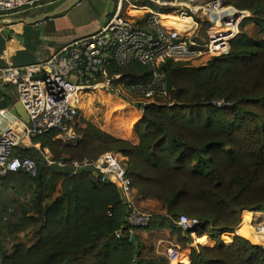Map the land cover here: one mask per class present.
Masks as SVG:
<instances>
[{
    "label": "trees",
    "instance_id": "trees-1",
    "mask_svg": "<svg viewBox=\"0 0 264 264\" xmlns=\"http://www.w3.org/2000/svg\"><path fill=\"white\" fill-rule=\"evenodd\" d=\"M64 1L54 0L51 8L33 16ZM229 6L250 14L230 51L213 57L207 68L165 62L169 97L163 101L174 104L141 105L142 117L134 118L141 120L136 143L85 121L76 145L56 140L51 132L33 138L41 150L17 148L18 155L37 163L39 174L32 178L19 172L0 180L5 195L15 193L20 210L12 222L0 214V264H168L162 257L135 260L131 237L142 252L145 245L136 232L168 229L186 247L193 237L178 226L182 216L200 221L196 242L205 235L216 242L213 248H192L190 264H264V249L245 237L236 235L230 245L222 240L237 231L245 212H264V40L244 31L250 21L264 34V0H231ZM166 19L183 29L176 15ZM111 72L120 75L116 84L126 88L148 82L152 74L138 62ZM217 101L227 105L215 106ZM116 112L125 117L130 108ZM109 120L108 127L114 128L112 116ZM112 151L128 159L127 176L139 200L161 206L148 228L128 225L117 185L103 182L90 168L77 174L70 169L73 161H95ZM21 234L30 238L24 241Z\"/></svg>",
    "mask_w": 264,
    "mask_h": 264
},
{
    "label": "built area",
    "instance_id": "built-area-1",
    "mask_svg": "<svg viewBox=\"0 0 264 264\" xmlns=\"http://www.w3.org/2000/svg\"><path fill=\"white\" fill-rule=\"evenodd\" d=\"M54 0H0V18H5L25 9L41 8L42 4ZM131 0H119L117 9L108 23L97 33L70 41L49 59L25 66H9L0 69L2 89L12 86L16 89L17 101L28 116L24 123L18 116L7 119V113L0 111V180L9 174L25 172L37 178L39 167L31 158H22L17 148L36 147L33 138L44 133H55L56 140L71 143L80 139L76 131L83 110L82 96L88 98V91L99 94L120 95L116 81L120 75H113L116 66H126L138 62L152 70L148 82L134 84L126 88L135 95H141L140 105L161 102L169 97L166 74L162 66L167 61L194 62L202 57H218L230 51V43L240 33L242 22L250 17L248 12H240L226 6V0H212L196 6L178 3V0H150L167 6L186 9L178 17L183 21V29H167L155 19L149 20L153 31L142 30L133 25L125 16V4ZM207 21L208 40L201 43L198 32L200 23L194 17ZM191 21H185V20ZM91 97V96H90ZM215 106H225L224 101L213 102ZM50 165H54L48 149L44 150ZM60 167L65 165L60 163ZM90 168L105 183H113L123 190L127 209V222L133 228H148L152 214L141 211L133 199L132 180L127 176L125 159L117 153H106L95 161H73L70 169L74 174ZM178 226L183 232L195 235L200 221L182 216ZM264 245V224L255 229ZM120 237V233L117 235ZM168 264H184L179 246L167 250Z\"/></svg>",
    "mask_w": 264,
    "mask_h": 264
},
{
    "label": "crops",
    "instance_id": "crops-1",
    "mask_svg": "<svg viewBox=\"0 0 264 264\" xmlns=\"http://www.w3.org/2000/svg\"><path fill=\"white\" fill-rule=\"evenodd\" d=\"M193 1L194 3L192 5L196 6L204 3L205 0ZM169 7L174 9L180 8L174 7L171 4H168L167 6H160L151 2L150 0H131L130 3L125 4V16L133 25L142 30H154L151 29L148 24L149 20L153 18H155L164 28L170 30H180L175 24L172 23L171 20L166 19L172 15L170 14L171 9ZM72 10L75 9L73 8ZM72 10L59 17L48 19L36 25H26L19 23L0 26V69H4L9 66L31 65L43 60H47L70 41L78 40L97 33L113 16L112 14L108 13V18L103 21L92 20V22H90L88 25L79 26L75 20L73 21L74 18L72 16L75 15L72 13ZM19 13L21 12H17V14H13L8 17L22 19L35 17L29 15L20 17ZM194 18L199 21L200 25L201 23H204V25L207 24L206 20H202L197 16ZM185 21L188 20L186 19ZM197 34V37L200 38H202L204 35L201 26ZM17 102V95L14 93L13 89L10 86L2 89V84L0 81V111H5L7 113V119H3V121L12 120V118L17 116L14 109V106ZM1 130L2 128H0V132ZM133 199L137 202V204H139L140 209L147 213L151 210L150 208H152V206L159 205L153 201L139 200V198L135 195V192L133 194ZM161 212L162 211L160 210L159 213ZM235 234H237V232H235ZM136 235L139 236L142 243L145 245L144 249L155 253L157 258L162 257L165 259L167 250L171 246H179L181 248V243L179 242L177 234L171 233V231L168 229L163 231H152L151 233L138 231L136 232ZM183 235L186 234L183 233ZM196 239L197 236L195 238L196 247H214V242L212 239L208 240L207 242H202L204 239L201 238L197 241L198 243H196ZM142 252L144 253L143 250ZM187 264H190V258Z\"/></svg>",
    "mask_w": 264,
    "mask_h": 264
},
{
    "label": "rangeland",
    "instance_id": "rangeland-1",
    "mask_svg": "<svg viewBox=\"0 0 264 264\" xmlns=\"http://www.w3.org/2000/svg\"><path fill=\"white\" fill-rule=\"evenodd\" d=\"M212 0H205L204 3L210 2ZM231 0H226V6L230 5ZM119 3V0H83L79 5H77L74 9L72 10V13L75 16H72L75 20V22L80 26V25H88L92 20H98V21H103L106 18H108V13L114 15L117 9V5ZM203 3V4H204ZM82 5V6H81ZM53 4L51 3H44L42 4L41 8H33V9H26L25 11H22L19 13L20 17L21 16H33L36 15L40 12L46 11L48 8H51ZM233 7V6H229ZM170 14H174L177 17H181L183 13L187 12L186 9L183 8H171L169 7ZM235 8V7H233ZM55 9V8H54ZM236 9V8H235ZM237 10V9H236ZM71 11V10H70ZM69 11V12H70ZM109 11V12H108ZM244 12V11H241ZM68 13V12H67ZM59 17V16H57ZM1 20V19H0ZM201 29L204 32V35L202 38H200V42L204 43L207 42L208 40V29L207 25H204V23H201ZM245 28L247 31L248 35L251 37H255L257 39H263L264 40V34H260L259 29L255 26L254 23L247 22L245 24ZM213 58V57H212ZM212 58L207 57H202L198 59L197 61L194 62H188L189 66L192 68H207L209 65V62L212 60ZM14 93H16V89L12 86H10ZM117 90L121 89V94H112L110 96L114 97L116 99V102H111L105 98V94H99L96 93L95 91L91 90L88 91L91 93V97L85 98L82 96V101H83V110L81 113V117L78 120V124L76 126V131L78 132L79 130H83L87 128V123H92L93 125L101 128L102 130H106L112 135H115L117 137H122L126 140L131 141L132 143L137 142V127L140 125V121L137 123L134 118H136V115L143 114V110L139 108L138 105L143 101V98L141 95H135L133 93L128 92L126 89L121 87L120 84L116 86ZM162 103H166L168 105H173L174 102L171 100H161ZM129 107L130 108V115H126L125 117H120V114L116 112L122 110L124 107ZM112 116V124L114 125L113 127H108L109 123V118ZM123 118V119H122ZM142 119V118H141ZM137 123V124H136ZM112 128L111 130H109ZM82 136H80L79 140H76L74 142H71L72 144H78L79 141H81ZM67 143V142H66ZM112 153H117L121 155L125 159V164L128 167V159L124 157V155L121 152L118 151H112ZM32 191V190H31ZM3 190H1L0 186V214L5 212V215L8 214V220L13 221L18 217L20 214L19 210V204L15 200V193L11 190L7 195H5ZM136 195V193H135ZM136 206L140 209L139 204H137L136 201H134ZM151 210L148 212L149 214L154 213H159L161 210L160 205H154ZM143 211L142 209H140ZM144 212V211H143ZM147 213V212H146ZM162 213V212H161ZM260 214H255L252 212H246L244 214V219L241 224V226L237 229V234L233 232H229L226 234V239H222L227 245H230L233 243L234 239L236 238V235L238 236H243L249 241H251L253 244H256V246L262 247L264 249V245L262 244L263 241L258 237L255 229H257L261 224H264V212H257ZM260 215V216H258ZM1 222V220H0ZM143 231L147 233H151L152 231L149 229H143ZM178 236V235H177ZM196 234L193 235V243L190 245H187L186 247H183V244H181V250L184 256V259H182V262L184 264H187L189 262V258L191 256L192 248H197L195 246V238ZM21 237L23 238L24 241H27L30 237L26 238L25 234H21ZM179 238V237H178ZM203 239H206V241L211 239L210 235H205L202 237ZM202 239V240H203ZM214 247L216 245V242L213 240ZM198 243V242H196ZM198 245V244H196ZM205 248H209L208 246H204ZM144 253L141 252L138 258L140 257V260L142 263L148 261L149 259L156 258V254L153 253L152 251L145 250L143 249ZM166 259V258H165ZM191 261V260H190Z\"/></svg>",
    "mask_w": 264,
    "mask_h": 264
},
{
    "label": "water",
    "instance_id": "water-1",
    "mask_svg": "<svg viewBox=\"0 0 264 264\" xmlns=\"http://www.w3.org/2000/svg\"><path fill=\"white\" fill-rule=\"evenodd\" d=\"M82 1L83 0H66L61 5L56 7L54 10L47 12V13L39 14L35 17H28L25 19L6 17V18H3L0 20V26H7V25L19 24V23L26 24V25H36V24L44 22L48 19H52L54 17L61 16L65 13L69 12L70 10L75 8L77 5H79ZM178 3L193 4L194 1L193 0H178ZM138 106H139V108L141 107V105H138ZM14 109L16 111L17 116L19 118H21V120L24 123L27 124L29 122V116H28L24 106L20 102H17L14 106ZM95 176L97 178H99L98 174H95ZM119 192H120L121 198L123 200H125V196H124L123 190L121 188H119ZM131 241L136 247V250H135V260H136V259H138V256L141 253V251L139 249V242L137 241L135 236L131 237Z\"/></svg>",
    "mask_w": 264,
    "mask_h": 264
},
{
    "label": "bare ground",
    "instance_id": "bare-ground-1",
    "mask_svg": "<svg viewBox=\"0 0 264 264\" xmlns=\"http://www.w3.org/2000/svg\"><path fill=\"white\" fill-rule=\"evenodd\" d=\"M97 92V91H96ZM110 96V95H109ZM112 97V96H111ZM114 98V97H113Z\"/></svg>",
    "mask_w": 264,
    "mask_h": 264
}]
</instances>
